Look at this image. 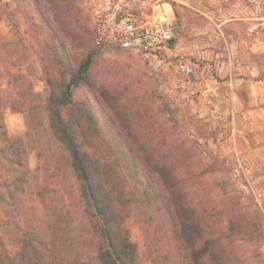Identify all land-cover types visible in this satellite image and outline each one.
<instances>
[{"label":"rangeland","instance_id":"1","mask_svg":"<svg viewBox=\"0 0 264 264\" xmlns=\"http://www.w3.org/2000/svg\"><path fill=\"white\" fill-rule=\"evenodd\" d=\"M41 4L61 36L73 65L90 48L97 50L87 82L97 91L103 87L107 96L115 99L114 108L109 112L127 122L128 126L122 128L134 134L138 142L133 143L137 147L149 148L159 159L181 170L186 197L200 212L213 213L218 193L231 191L240 198L243 213L250 215L256 209L262 213L264 226V136H257L264 133V120L234 118L232 113L220 118L214 113L215 101L205 97L214 96L217 84L222 81L216 52L208 58L173 52L159 64L131 51L98 49L93 42L97 11L140 14L161 7L169 10V6L179 17H175V26L181 23L184 14V35H206L198 32V28L210 35H222L217 24L233 16L258 18L238 22L235 35H247L252 22L257 23L254 28L257 35H264V24H258L264 21L261 18L264 0H41ZM182 31L175 27L176 34ZM221 43L218 41V45ZM52 47L51 38L26 20L19 0H0V109L8 136L30 132L25 139L30 186L16 208H9L10 218L0 204V252L18 248L24 226L42 219L44 209L37 195L42 185L63 189L66 197H73L70 185L75 183L68 173L56 176L42 169L44 154L54 147L45 102L48 92L61 79ZM254 58L260 63L259 56ZM179 59L194 63L193 75L177 71ZM239 133L242 137L250 135V148L255 145L260 150L250 152L249 143H244ZM90 146L101 152L102 146L94 139ZM210 164L216 168L214 173L206 172ZM109 178L117 191L123 181H117L113 173ZM131 186L130 180L122 193L119 209L124 215L123 225L137 245L139 264H179L177 258L176 263L164 259V253L169 251L167 237L161 228L140 219L129 192ZM50 194L49 191L45 197L46 203L60 206V196L53 199ZM73 202L69 200L68 204ZM8 220L10 223L5 224ZM262 243L239 242L238 264H264ZM169 255L174 258L173 252Z\"/></svg>","mask_w":264,"mask_h":264},{"label":"trees","instance_id":"2","mask_svg":"<svg viewBox=\"0 0 264 264\" xmlns=\"http://www.w3.org/2000/svg\"><path fill=\"white\" fill-rule=\"evenodd\" d=\"M19 1L26 20L51 38L61 75L45 102L54 147L44 154L42 169L56 176L68 173L75 186L70 185L73 197L47 185L37 189L44 209L41 222L24 226L19 247L0 252V264H139L137 245L119 209L130 180L129 192L140 219L161 228L167 237L164 259L176 263L177 258L179 264H238L239 242L259 241L264 248L262 213L258 209L243 213L240 198L231 191L218 193L213 213L200 212L186 197L181 170L149 148L137 147L134 134L122 128L127 122L109 112L115 99L103 87L97 91L87 82L97 50L90 48L73 65L41 0ZM29 135L26 131L8 136L0 109V204L6 214L30 186L25 161ZM91 139L102 146L100 153L91 149ZM215 170L213 164L206 168L209 173ZM111 173L123 181L117 191ZM48 190L51 198L60 196V206L46 203ZM71 199L75 203L68 204Z\"/></svg>","mask_w":264,"mask_h":264},{"label":"crops","instance_id":"3","mask_svg":"<svg viewBox=\"0 0 264 264\" xmlns=\"http://www.w3.org/2000/svg\"><path fill=\"white\" fill-rule=\"evenodd\" d=\"M169 9L174 17H178L177 12H174L170 6ZM247 19L253 21L258 18L233 16L220 20L217 27L222 35H210L200 28L197 31L206 32V35H184L182 31L186 25L183 23L184 14H182L181 23L176 25L182 32L176 34L171 49L172 53L208 58L211 53L216 52L217 67L221 72L222 81L216 86V94L214 96L206 95L205 98L215 101L214 113L218 114L220 118L232 113L233 117L236 116L239 119L264 120V35H257L258 31L254 29L257 27V23L254 22L250 24L246 32L247 35L234 34L238 22ZM258 24H264V21ZM206 26H208L207 23ZM218 41L222 42L221 45H218ZM254 55L255 57L259 56L260 63L254 58ZM238 136H241V133ZM249 136H246L247 138L241 136L244 143L248 144L251 141ZM257 136H264V133L257 134ZM251 137L255 138V136ZM250 147L249 143L250 152L258 151L261 148L255 147V145V148L251 149ZM255 160L257 161V159ZM249 162L253 164L252 160ZM260 166L259 169H261Z\"/></svg>","mask_w":264,"mask_h":264},{"label":"built area","instance_id":"4","mask_svg":"<svg viewBox=\"0 0 264 264\" xmlns=\"http://www.w3.org/2000/svg\"><path fill=\"white\" fill-rule=\"evenodd\" d=\"M93 23V42L98 49L131 51L159 64L172 54L175 17L165 7L140 14L97 11ZM194 66L190 60L179 59L177 71L191 76Z\"/></svg>","mask_w":264,"mask_h":264}]
</instances>
